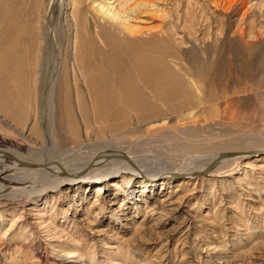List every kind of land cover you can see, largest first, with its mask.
Wrapping results in <instances>:
<instances>
[{"label": "rangeland", "instance_id": "obj_1", "mask_svg": "<svg viewBox=\"0 0 264 264\" xmlns=\"http://www.w3.org/2000/svg\"><path fill=\"white\" fill-rule=\"evenodd\" d=\"M8 1L0 0V10L10 14L27 5L25 0L12 6ZM161 1L156 4L163 15L149 23L157 30L144 33L142 38L149 42L133 44L131 49L147 50L153 52L151 60L161 59L162 83L117 87L119 94H132L126 100L119 95L116 105L105 103L104 115L124 112L126 120H118L116 124H121L114 132L123 128L129 132L109 141L152 156L161 168L168 166L164 162L172 164L194 152H255L244 156L228 180L167 173L150 179L153 184L144 187L138 174L131 189L133 198L125 205L126 192L112 186L121 175H112L101 184V194L99 180L84 182L81 187L78 181L65 185L72 198L58 199L54 210L67 213L65 228L73 233L72 239L65 246L63 240L40 243L47 253H63V249L85 253L84 260L79 254L71 258L77 264H88L89 259L91 264H264V159L255 160L256 155L264 154V0H217L219 6L213 0ZM5 29L0 20V32L6 34ZM23 30L0 33V146L27 153L29 139L41 134L36 106L44 76L38 74L34 59L23 48L27 36ZM66 30L65 25L59 75L69 78V83L60 87L62 77L58 76L54 110L69 102L79 132H84L80 107L85 103L90 106L89 114L95 112L96 98H90V91L97 84L99 68L92 66V59L98 51L90 48L89 62L75 60ZM85 65L91 74L85 72ZM58 89L66 94L58 95ZM109 125V121L102 122L108 129ZM161 179L172 183L161 185ZM247 184L255 186V191L248 190ZM111 199L114 204H109ZM20 210L18 206L15 214L0 223V264H35L32 247L21 237L28 234L24 230L30 221L27 213H22L21 227L1 238ZM96 241L116 247L101 252Z\"/></svg>", "mask_w": 264, "mask_h": 264}, {"label": "bare ground", "instance_id": "obj_2", "mask_svg": "<svg viewBox=\"0 0 264 264\" xmlns=\"http://www.w3.org/2000/svg\"><path fill=\"white\" fill-rule=\"evenodd\" d=\"M218 1L213 0L212 2L219 6ZM25 2L27 5L22 4L19 8H15L13 14L0 10L2 14L0 20L4 21L6 34L9 33V35L23 27L27 36H24L26 39L22 46L25 52H29L30 58L34 59L38 74L44 76L41 82L40 98L36 106L37 123H39V128H37L40 129V132L37 130L35 134L37 132L41 134L39 139H35L33 136L29 137L31 147L27 153L0 146V223H3L9 215L15 214L18 206L21 208L20 214L14 215L10 227L1 235L3 240L8 232H14L22 226L24 220L22 213H27L30 216V221L24 230H28V234L21 237L26 239L24 244L32 247L34 253L32 258L35 264H77L75 260L71 259L79 254L77 250L65 251L63 249V253L53 251L47 253L49 251L42 245L46 241L63 240L65 246V241L72 239L73 233L66 232L65 228L67 213L62 212L61 215L54 210L58 199L65 202L72 198L63 186L78 181L80 184L77 185L81 187L84 182L99 180L98 194H101L103 191L100 187L101 184L107 182L112 175H121L120 179H114L112 186L126 192L123 202L125 205L133 198L132 193L134 192L131 189L133 180L138 174L142 177L141 182L144 187H147L154 182L150 179L167 173L171 176L181 174L193 178L208 175L215 179L228 180L238 170L244 158L243 155L219 159V154L223 151L213 154L200 153V155H193L197 153L194 152L180 161L178 159V162L172 164L164 162L168 166L161 168L159 164H155L158 160L153 159L152 156L145 153L144 155L139 154L138 151H132L109 141L115 136L127 134L126 131H128L127 128L122 127L123 129L119 132H114L115 127L120 125L122 120H126L124 112L116 110L114 114L104 115L105 103L116 105L119 95L126 100L132 94L128 91L119 94L116 91L117 87L138 85V83L148 86L162 83L163 78L159 70L162 65L161 59L151 60L153 52L150 53L145 49V52H136L131 49L133 44L147 43L148 39L142 38L144 33L157 30L150 27L149 23L156 15H163V12L158 9L160 7L156 4L162 2L161 0H25ZM13 3L19 4L17 0L8 1L11 6ZM230 3L232 7V2L230 1ZM246 14L245 11L244 15ZM65 25L66 31L70 32L66 38L68 44L73 48L72 55L75 60L79 57L88 61L89 50L91 52L95 48L98 51V54L92 59V66L99 68L98 74L96 73L97 79L94 82L97 84H93L90 91V98H96L94 99L96 105L93 106L95 112L89 114L90 106L85 103L80 107L81 119L85 127L84 132H79V121L77 122V116L69 102L66 101L64 104L62 102L59 109L56 112L54 110L53 94L56 81L58 76L60 78L59 74L62 71H60V67ZM82 26H84V31H82ZM0 33L1 36L2 34L6 35L4 30ZM30 58L28 59L30 60ZM83 62L85 64V61ZM86 64L88 66L87 62ZM77 66L79 67V65ZM87 66L84 67L85 72L87 68L89 71ZM78 67L77 69H80ZM86 76L85 74V78ZM68 79L62 77L60 87L63 88L65 82L68 84ZM59 99L62 101V96ZM81 100L83 101V99ZM56 101L59 102L58 99ZM105 120L110 122L109 129L102 126V122ZM118 120L121 122L116 124ZM255 158V160L264 159V154H258ZM21 162L25 164L23 165ZM158 183L167 185L172 181L161 179ZM246 187L251 192L255 189L252 184H247ZM65 197H67L66 200H64ZM114 201L111 199L109 204H114ZM116 212L124 215L123 212ZM45 216H49V219H43ZM87 222L89 221L87 220ZM76 229L78 228L76 227ZM29 238H31L30 241L27 240ZM66 244L68 243L66 242ZM100 246L102 247L101 252L116 247L108 242H102ZM79 256L81 260L87 258L85 253L82 255L80 253ZM91 263V259H89L88 264Z\"/></svg>", "mask_w": 264, "mask_h": 264}, {"label": "water", "instance_id": "obj_3", "mask_svg": "<svg viewBox=\"0 0 264 264\" xmlns=\"http://www.w3.org/2000/svg\"><path fill=\"white\" fill-rule=\"evenodd\" d=\"M255 150H248V151H223L219 154V159L236 156V155H243L248 156L250 154H253ZM21 164H25L24 162H21Z\"/></svg>", "mask_w": 264, "mask_h": 264}]
</instances>
